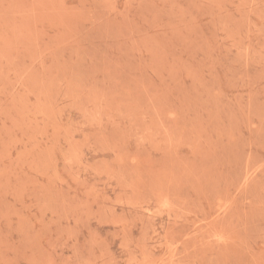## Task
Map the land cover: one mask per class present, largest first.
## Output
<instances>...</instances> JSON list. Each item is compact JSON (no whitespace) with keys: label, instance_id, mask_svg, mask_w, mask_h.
<instances>
[{"label":"rangeland","instance_id":"374dc122","mask_svg":"<svg viewBox=\"0 0 264 264\" xmlns=\"http://www.w3.org/2000/svg\"><path fill=\"white\" fill-rule=\"evenodd\" d=\"M0 264H264V0H0Z\"/></svg>","mask_w":264,"mask_h":264}]
</instances>
